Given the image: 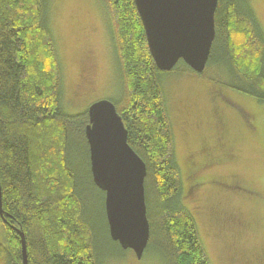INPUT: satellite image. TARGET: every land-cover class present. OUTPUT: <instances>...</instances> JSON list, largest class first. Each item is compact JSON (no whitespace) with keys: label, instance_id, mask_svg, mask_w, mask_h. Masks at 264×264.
<instances>
[{"label":"trees","instance_id":"1","mask_svg":"<svg viewBox=\"0 0 264 264\" xmlns=\"http://www.w3.org/2000/svg\"><path fill=\"white\" fill-rule=\"evenodd\" d=\"M102 1L119 73L118 94L109 101L127 130L129 147L146 168L149 239L143 255L153 251L164 264H209L196 223L182 206L206 181L183 184L164 87L183 68L193 71L181 61L169 72L159 71L134 1ZM50 12L51 0H0V264H23L18 231L27 264H105L112 259L105 247L125 250L111 240L104 209L100 230L87 215L82 179L100 192L103 204L104 192L90 171L87 110L73 115L62 106ZM214 30L207 66L226 78L224 83L218 79L223 86L264 103V32L251 0H217ZM76 145L86 154L83 174L72 150ZM191 171L188 176H195ZM243 262L264 264V253Z\"/></svg>","mask_w":264,"mask_h":264},{"label":"rangeland","instance_id":"2","mask_svg":"<svg viewBox=\"0 0 264 264\" xmlns=\"http://www.w3.org/2000/svg\"><path fill=\"white\" fill-rule=\"evenodd\" d=\"M251 6L264 32V0H251ZM107 17L102 0H51L50 26L60 61L62 106L69 114L84 112L92 103L118 94L119 73L113 66ZM169 77L165 78H169L165 97L183 184L187 188L197 179L206 181L182 206L196 223L209 264L252 260L264 253V103L223 86L218 79L224 83L225 77L207 65L202 74L183 68ZM215 112L224 127L215 125ZM219 138L221 143L216 141ZM72 150L78 170L85 173L84 150L79 145ZM210 162L211 166L197 170ZM190 167L195 176H188ZM82 181L87 215L100 230L102 195L87 179ZM232 183L238 187L228 189ZM237 223L243 227L235 229ZM105 249L112 258L105 264H164L153 251L137 259L131 250Z\"/></svg>","mask_w":264,"mask_h":264},{"label":"water","instance_id":"3","mask_svg":"<svg viewBox=\"0 0 264 264\" xmlns=\"http://www.w3.org/2000/svg\"><path fill=\"white\" fill-rule=\"evenodd\" d=\"M150 55L159 71L179 61L202 73L215 37L217 0H133ZM85 137L93 183L104 192V210L112 241L141 259L149 239L144 180L146 168L127 143V130L115 105L102 99L87 109ZM1 190V188H0ZM0 216L1 191H0ZM23 264L25 239L18 231Z\"/></svg>","mask_w":264,"mask_h":264},{"label":"flooded vegetation","instance_id":"4","mask_svg":"<svg viewBox=\"0 0 264 264\" xmlns=\"http://www.w3.org/2000/svg\"><path fill=\"white\" fill-rule=\"evenodd\" d=\"M226 103H228V102H226ZM230 106L232 107L231 104H230ZM215 113H217V112H215ZM214 123H215L216 126H219V127H224L225 126V124L223 123V119H222V117L220 116L219 113L216 114V117L214 118ZM218 140L221 143L220 138L217 139L216 141H218ZM221 186H225V185H221ZM213 213H214L215 216L217 215V213L214 210H213Z\"/></svg>","mask_w":264,"mask_h":264}]
</instances>
